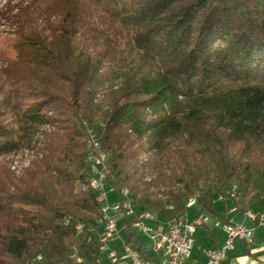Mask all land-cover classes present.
<instances>
[{"label": "trees", "instance_id": "16d2710c", "mask_svg": "<svg viewBox=\"0 0 264 264\" xmlns=\"http://www.w3.org/2000/svg\"><path fill=\"white\" fill-rule=\"evenodd\" d=\"M12 19L0 264H98L89 129L141 211L171 220L195 198L226 220L216 195L264 207V0H36ZM29 140L37 160L17 177L2 159Z\"/></svg>", "mask_w": 264, "mask_h": 264}, {"label": "built area", "instance_id": "2783aa9c", "mask_svg": "<svg viewBox=\"0 0 264 264\" xmlns=\"http://www.w3.org/2000/svg\"><path fill=\"white\" fill-rule=\"evenodd\" d=\"M88 132L92 136L90 151H93V165L89 168L91 174L89 188L98 195L102 203L103 220H107V228L99 237L98 264H102L101 255L104 253H107L109 264H186L193 253L196 229L208 225L211 221L210 217L198 216L192 222L178 217L172 221L161 222L158 216L142 215V211L137 208L133 200H129L128 191L117 192L106 180L105 174L108 168L104 166V157L98 147L99 134L94 129H89ZM109 193H116V199L113 202L109 199ZM195 204L196 199L192 198L188 202V207H193ZM245 214L252 220L264 222V214L255 215L251 210ZM120 218L130 223L138 234L148 237L155 243L156 250L163 256L161 262L145 260L140 252L129 243L124 244V252L121 255L111 247V244L119 239ZM215 226L222 228L227 237L221 248L208 251V260L205 264H220L234 249L235 242H250L254 236L253 229L234 223L233 220L216 221ZM76 229L82 230L83 233L84 226L78 224Z\"/></svg>", "mask_w": 264, "mask_h": 264}, {"label": "crops", "instance_id": "0c3cea01", "mask_svg": "<svg viewBox=\"0 0 264 264\" xmlns=\"http://www.w3.org/2000/svg\"><path fill=\"white\" fill-rule=\"evenodd\" d=\"M222 198L221 195H216L214 205L220 214L225 213L226 220H220L204 210L196 209L195 206L188 207L187 212L182 216L189 222H192L198 216H208L211 219L208 225L196 229L193 253L186 264H205L208 260V251L219 249L224 245L227 237L226 233L222 228L216 227L215 222L228 220H233L234 223L253 229L254 236L250 242H235L234 249L228 253L227 258L220 264H264V222L252 220L245 214L248 210L253 211L255 215L264 214V207L260 209L256 205L239 206L232 199L224 200ZM234 209L236 210L234 211ZM158 219L161 222L167 221L162 215L158 216ZM118 228L119 239L111 244V247L119 255L124 252V244L129 243L140 252L145 260L154 262L163 260L162 253L156 250L155 243L148 237L138 234L130 223H126L125 220L120 218ZM130 239L131 242H128ZM101 263L109 264L107 253L101 255Z\"/></svg>", "mask_w": 264, "mask_h": 264}, {"label": "rangeland", "instance_id": "374dc122", "mask_svg": "<svg viewBox=\"0 0 264 264\" xmlns=\"http://www.w3.org/2000/svg\"><path fill=\"white\" fill-rule=\"evenodd\" d=\"M35 1L36 0H0V42L15 39L16 28L12 26V23L15 22V19L12 18L16 17V15L20 13V10L22 8L30 6V4ZM5 67L6 65L0 56V74ZM43 130L45 129L42 128V131ZM30 138H33L35 141V139H37V136L32 135ZM29 142L30 144L34 143L29 140L27 144L28 146L26 145L27 148H21L16 153L5 156L2 159V163H4V166L17 177L22 175L24 171L32 165L33 161L37 160L36 151L28 149L30 145ZM41 157L42 156H39L38 158L41 159ZM148 175L149 177H153L154 172L149 171ZM108 196L110 201L113 202L116 197V193H109ZM157 216L161 215H156V217Z\"/></svg>", "mask_w": 264, "mask_h": 264}, {"label": "bare ground", "instance_id": "6f19581e", "mask_svg": "<svg viewBox=\"0 0 264 264\" xmlns=\"http://www.w3.org/2000/svg\"><path fill=\"white\" fill-rule=\"evenodd\" d=\"M91 145H92V136H90L89 147H91ZM100 146L101 145H100V142L98 140V147H100ZM102 154H103V157H104V166H105V163L109 159V155L107 153H105V152H102ZM87 162H88V167L91 168L92 165H93V153H90V155H89V157L87 159ZM122 190L123 191H128L127 189H122ZM128 197H129V200H132L131 194H130L129 191H128ZM142 215H150V217H156L155 215H153L152 213L147 212V211H142ZM167 221H172V219L171 220H167ZM100 223L102 224V227H103L102 231H104L107 228V220H103V210H102V218H101ZM77 230H78L79 233H82V230H80V229H77ZM100 231H101V229H100Z\"/></svg>", "mask_w": 264, "mask_h": 264}]
</instances>
